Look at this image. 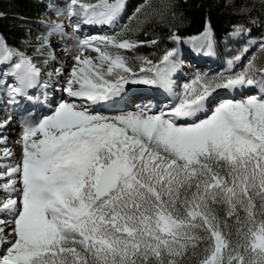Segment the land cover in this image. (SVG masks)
I'll return each instance as SVG.
<instances>
[{
    "label": "snow or ice",
    "instance_id": "snow-or-ice-1",
    "mask_svg": "<svg viewBox=\"0 0 264 264\" xmlns=\"http://www.w3.org/2000/svg\"><path fill=\"white\" fill-rule=\"evenodd\" d=\"M146 7L148 0L122 25L124 0H67L55 8L67 25L40 20L46 30L33 46L44 64L59 65L43 80L33 56L0 36L3 75L14 80H0V102L34 99L29 90H47L53 78L66 94L49 101L43 93L47 114L20 120V159L0 164V264H264V37L249 39L220 72L196 70L177 91L181 45L213 52L214 31L206 18L202 32L183 37L164 11L140 16ZM164 7L176 21L174 5ZM232 7L241 19L226 39L264 27V0L259 14L255 3ZM153 17L167 23L166 37L144 27ZM83 25L111 31L69 34ZM141 32L151 38L139 39ZM53 34L77 41L67 71L56 61ZM165 40L173 46L155 59L138 52ZM251 45L256 51L234 68ZM126 85L158 86L171 99L158 111L151 100L135 110H97L131 103ZM246 86L254 92L218 99L219 91ZM10 120H0V129ZM3 153L12 156L7 147Z\"/></svg>",
    "mask_w": 264,
    "mask_h": 264
},
{
    "label": "trees",
    "instance_id": "trees-1",
    "mask_svg": "<svg viewBox=\"0 0 264 264\" xmlns=\"http://www.w3.org/2000/svg\"><path fill=\"white\" fill-rule=\"evenodd\" d=\"M135 1L139 0H129V5ZM140 2L145 4V0H140L138 4ZM168 3H172L174 10L180 14L176 21H172L171 16L167 14L164 6ZM241 3H255L257 11L254 14H259V0H148L151 7L142 8L139 15L143 16L144 12H150L152 9L164 11L166 22L178 24L179 33L183 37L202 32L207 18L214 31L217 50L221 52L222 40L232 30V24L241 19L234 13L232 5ZM46 9L47 3L43 0H0V35L9 46L25 51L34 57L31 52L28 53L25 42L28 41L29 32L39 31V21L46 14ZM133 21H131V26H134ZM167 23H162L153 17L150 23L145 24L144 27L151 29L153 34H158L163 38L169 34ZM263 30L264 27L253 26L251 33L256 35ZM137 37L139 39L151 38L150 36L145 37L142 32L138 33ZM169 42L165 40L159 47L143 45L138 48V52L155 59L164 47H169ZM153 53L156 56L152 55Z\"/></svg>",
    "mask_w": 264,
    "mask_h": 264
},
{
    "label": "rangeland",
    "instance_id": "rangeland-1",
    "mask_svg": "<svg viewBox=\"0 0 264 264\" xmlns=\"http://www.w3.org/2000/svg\"><path fill=\"white\" fill-rule=\"evenodd\" d=\"M47 1H48L49 5L51 4L54 7L51 8V9L48 7V10H47L46 14L43 17H41L40 19L41 20L42 19H51V20H55V21H61L62 20L67 25L68 18L66 16H56L55 15V8L64 7L67 4V0H47ZM141 5H143V4L136 3L135 5L133 4V6H132L133 8L132 7L130 8V7H127V0H124V8H123V11H122V15L120 17L119 24L122 25V24H124L126 22H129L128 18L131 17L133 15V13L136 11V8L140 7ZM133 20H134L133 21V25H135L134 24L136 22L135 18ZM131 25H132V23L130 22V26ZM118 26L119 25H117V27ZM83 28L86 29L87 27L82 26V30L81 31H83V32L72 33V30L69 27L68 28V32L72 36H75V35L83 36V35L104 34L105 32H110L111 31L108 27H106L104 29V31H100L99 29H97L96 31H91V32L87 31V30H84ZM88 29H89V27H88ZM45 30L46 29L44 28V26L42 24H39V31L38 32H44ZM38 32H29L28 33L29 34V38H28V43H26V46L28 47L27 51H28V53L31 52L33 55H34V47L33 46L37 43V33ZM84 33H88V34H84ZM196 35H198V34H195L193 36H196ZM189 37H191V36H189ZM262 37H264V34H262ZM251 38H254V37L251 36V35L242 36V37H228L227 39L224 40L223 43H224V45H227V47H228L226 49V51H228L230 54H235L236 55L237 51L239 49H241L245 44H247L248 40L251 39ZM260 38H261V36L260 37H256L255 39L259 40ZM49 39H50V43H51L52 49L54 50L56 61L64 63L65 70L67 71V69L73 63V60L71 59V57L74 56L76 54V52H77V48L75 47L77 41L74 38L73 39H69L67 37L60 38L59 36H57L55 34H53L51 37H49ZM169 43H171V42H169ZM62 45H68L69 47L67 49H65V48L61 47ZM171 46H173L172 43H171ZM184 47H186V46H184ZM185 49L189 53L192 52V50L188 46ZM254 51H256V45H251L249 47L248 51L243 54V56L241 57V60L238 61L234 65V68L239 69L244 63L247 62V59L251 56L252 52H254ZM93 55H95V54L93 53ZM213 56H215V54ZM34 57L36 58V60H34V61L37 62V66L41 68V73L43 74V78L44 79H48L46 74L49 71H53L54 72L55 68L59 66L58 63L54 62L51 59L48 60L47 64H44L43 60L45 59V57H43V56L34 55ZM230 58L231 57L224 58L223 62H221V64L218 61L216 63V66L212 70L209 69V70L206 71V70H203L202 67H199L197 69H194V70L190 71L188 73L190 77H189V79L184 81V83L187 82V81H190L192 79L193 74L195 73L196 70H200L202 72L216 73V72H220L221 70L226 69L227 68L226 61L228 59H230ZM5 63L6 62H0V80H5L8 84H13L14 80L11 77L10 74L8 76H4L3 75V73L8 70V65H6ZM187 64L189 65V62H187ZM49 85L51 87H54V88L57 87L56 86V81H55L54 78L49 80ZM133 86L142 87V86H146V85H133ZM248 87H250V86H248ZM181 88L178 91H180ZM46 91L48 92V89ZM51 91L53 92V93H51V95L56 93V89L54 90L55 92L53 91V89ZM48 93L50 94V92H48ZM240 97H238V98H240ZM1 98L2 99L4 98V91H3V85L2 84H0V101H2ZM59 98L60 97H58V98L55 97V99H59ZM22 100L24 101V99H22ZM51 101H52V99H51ZM9 105L11 106L12 104H9ZM127 110H135V109H132V108L125 109V111H127ZM9 113H11V111L8 108V104L0 102V120H5L9 116L11 117V120L8 122V125L6 127H4L3 129H0V137L6 136V143H0V164H3V163H15L16 161H18L20 159V156H21V145L17 142L19 134H20L21 127H15L14 128L15 132H16L15 134L14 133H11V134L7 133V130L10 129V127H12V125L13 126H15L17 124L20 125V123L18 122V120H20V116L13 117V113H11V114H9ZM16 117H17V119H16ZM5 147H7L11 151L12 156L4 157L3 149ZM0 194H2V193H0ZM5 232H7V229H5Z\"/></svg>",
    "mask_w": 264,
    "mask_h": 264
},
{
    "label": "bare ground",
    "instance_id": "bare-ground-1",
    "mask_svg": "<svg viewBox=\"0 0 264 264\" xmlns=\"http://www.w3.org/2000/svg\"><path fill=\"white\" fill-rule=\"evenodd\" d=\"M84 27H87V25H83ZM90 27V26H89ZM90 28H93V26L92 27H90ZM89 28V29H90ZM81 32H83V31H81ZM191 49V48H190ZM193 51V50H192ZM193 59V58H192ZM61 60V59H60ZM70 66V65H69ZM177 74H181L180 73V70H178L177 71ZM56 81V80H55ZM59 83L62 85L63 84V78H61L60 79V81H59ZM56 86H57V83H56ZM53 89V91L56 89V93H54L53 95H51V93H53L51 90ZM249 89H251V88H249ZM35 91V92H34ZM33 91V94H34V98H35V101H33L32 103H28L27 102V98H23V97H18L17 99H16V102H15V104H13V108L15 109V110H17L18 111V113H14L13 114V117H15V116H21V113H22V109L23 108H26V107H33V108H39V110L40 111H44V114H46L47 112H48V110L46 111V109H44V107H42V105H41V101L43 102V100H45V97H44V95H43V93H42V91L40 90V89H38V90H34ZM48 92H50V94L48 93V100L49 101H51V99L52 100H58V99H55V97H62V96H65L66 94H64L63 92H61V91H59V88L58 87H51V86H49V88H48ZM55 92V91H54ZM132 92H137V91H132ZM56 95V96H55ZM147 95H149V97H151V95L150 94H147ZM147 95L146 94H144V93H131L130 92V96H131V99H133V98H136V99H138V100H140V101H145L146 100V98H147ZM50 96V97H49ZM153 96V95H152ZM158 96H162V93H158ZM3 97V96H2ZM154 99H156V101L157 102H155L156 104L157 103H160V101H161V99H159V98H156V97H153ZM164 98V97H163ZM2 99V98H1ZM22 99H24V101L22 100ZM18 100V101H17ZM153 100V99H152ZM12 104V103H11ZM105 104H108V103H105ZM109 105V104H108ZM129 104H127V105H120V104H117L116 105V109L115 110H120V109H127V106H128ZM10 106V105H9ZM46 107V106H45ZM103 106L101 105L100 106V108H102ZM47 109H48V107H46ZM113 112H115V111H113ZM16 119H17V117H16ZM15 120V119H14ZM15 127H20V125L19 124H17V125H15V126H13L12 125V127H10V129H8L7 130V133H16L15 132Z\"/></svg>",
    "mask_w": 264,
    "mask_h": 264
}]
</instances>
